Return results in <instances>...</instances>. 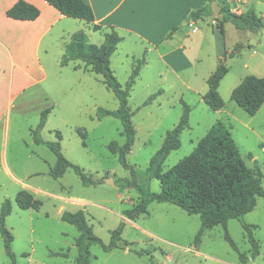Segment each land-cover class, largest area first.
<instances>
[{
  "label": "rangeland",
  "instance_id": "374dc122",
  "mask_svg": "<svg viewBox=\"0 0 264 264\" xmlns=\"http://www.w3.org/2000/svg\"><path fill=\"white\" fill-rule=\"evenodd\" d=\"M213 2L219 5L237 2L239 7H234L244 11L254 8L264 20V0ZM180 27L182 39H194L197 44L191 61L179 58L164 63L155 51L144 54L143 46L132 39L119 45L111 57L117 80L124 87L132 81L128 101L134 111L132 120L137 133L127 161L136 169L138 183H146L151 158L162 146L167 132L179 123L185 102L191 108L189 125L181 134V147L169 154L162 171L189 155L220 120L231 131L247 166L260 174L264 188V104L255 115H250L231 99L233 89L245 76H264V28L238 29L232 22H226L225 62L229 72L219 87L225 106L213 111L203 95L208 89L209 73L218 64L220 46L215 43L214 26L211 19H201ZM102 34H92L90 42L99 45ZM64 43L61 40L55 54L44 62L49 74L46 82L17 102L11 119L17 122L19 131L13 129L15 136L8 146L3 145L0 215L4 201L10 200L12 211L6 217V227L14 237L11 248L15 264H76L80 231L62 220L61 215L78 210L85 211L94 233L106 244L111 241L112 231L125 222L120 247L106 252L100 244L92 245L91 264H152L150 260L156 264H242L239 253L225 239L224 226L205 229L196 241L202 225L200 215H190L172 203L153 201L148 207L149 214L135 220L125 217L124 210L138 202L140 191L135 187L120 189L117 184L105 181L113 178L116 183L132 177L131 169L125 168L108 147L112 141L125 143L122 122L114 116L91 118L99 107L116 110L119 100L101 82L100 75L86 73L83 67L75 68L83 66L81 61L60 65L66 49ZM143 59L139 75L132 77ZM49 107L51 112L40 136L46 141L59 140L64 156L100 180L99 183L84 185L72 167L60 178L50 175L57 156L47 144L36 143L33 132L42 111ZM149 187L159 192L161 183L151 179ZM19 192L22 201H40V206L22 209L17 202ZM243 220L257 225L252 235L261 249V254L250 258L247 264H264V196L258 197L256 207ZM227 228L239 250L250 255L252 245L242 222L230 219ZM12 263L0 234V264Z\"/></svg>",
  "mask_w": 264,
  "mask_h": 264
},
{
  "label": "trees",
  "instance_id": "16d2710c",
  "mask_svg": "<svg viewBox=\"0 0 264 264\" xmlns=\"http://www.w3.org/2000/svg\"><path fill=\"white\" fill-rule=\"evenodd\" d=\"M47 1L67 17L80 19L87 23L94 22L93 10L83 0ZM207 1L206 6L191 11L189 18L198 20L201 17L212 15L211 3L214 0ZM39 14L40 11L36 6L24 0H19L7 11L9 17L18 20H34ZM216 20L214 33L223 53L216 69L207 78L208 89L203 95V100L213 111L221 110L225 106V101L219 92L220 83L229 72V67L225 62L227 50L224 23L230 21L238 29L256 30L264 28V20L254 8L237 13L226 6H222L221 17H216ZM93 28L95 30L101 29L96 24L93 25ZM122 39L117 31L112 30L105 33V40L101 45H96L88 41L84 32L74 33L66 45L60 65L66 66L71 61L76 60L84 62L85 66L90 67L92 72L101 76V82L108 90L114 92L119 100V107L116 110L99 107L96 113L91 115V118L101 120L106 116H114L122 122V133L126 138L125 143L119 144L117 141H112L108 147L111 152L118 155L120 163L125 168L131 169L132 177L131 179L121 178L116 181V184L120 189L135 187L140 191L138 202L132 208L124 210L125 217L135 220L141 215L149 214L148 207L153 201L172 203L190 215H200L202 225L196 235V241L205 229L217 225L224 226L225 239L239 253L240 262L247 264L250 258L254 259L261 254V249L259 241L252 235V229L256 228L257 225L246 223L243 218L247 213L254 210L258 197L264 196V188L260 174L253 172L247 166L231 131L225 123L220 120L215 122L197 142L189 155L168 170L162 171L163 164L169 154L181 147V134L189 125L191 108L184 102V113L179 123L167 132L162 146L151 158L147 169L146 183L142 185L138 183L137 171L127 161V154L135 142L137 133L132 120L134 111H132L128 101L132 81L124 87L117 80L111 67V57ZM143 64L144 59L134 69L132 77L135 78L139 75L140 66ZM231 99L248 114L255 115L264 104V76H245L233 89ZM50 112L51 108L42 111L40 122L33 131L35 142L47 144L57 156L56 164L51 168L50 175L54 178H60L69 167H72L84 185L90 186L99 183L100 180H95L81 166L74 164L64 156L59 140L46 141L40 136V131L46 126ZM57 135L60 136V132L57 131ZM151 179L160 181L161 190L159 192L150 190L149 181ZM21 194L22 192H19L17 195V202L22 209L40 206V201H22ZM11 211V201L6 199L0 215V234L3 237L7 253L13 260L12 264H15V254L11 248L14 237L6 227V217ZM61 219L75 225L80 231L76 240V245L79 248L76 264H91L92 245L100 244L106 252L120 247L119 242L122 240L125 226L123 221L112 231L111 241L106 244L94 233L84 210L65 211L62 213ZM230 219H238L242 222L252 245L250 255L241 252L229 234L227 225ZM127 243L129 244V242ZM53 254L66 256L64 253ZM150 261L152 264H156L153 260Z\"/></svg>",
  "mask_w": 264,
  "mask_h": 264
},
{
  "label": "crops",
  "instance_id": "0c3cea01",
  "mask_svg": "<svg viewBox=\"0 0 264 264\" xmlns=\"http://www.w3.org/2000/svg\"><path fill=\"white\" fill-rule=\"evenodd\" d=\"M18 1L0 0L1 164L4 159L3 145L8 146L15 136L13 129L18 130L17 122L11 119L13 110L28 91L46 82L49 74L44 62L55 54V48L61 40H65L66 47L74 33L84 32L90 42L92 34L101 32V45L105 40V33L114 29L123 38L119 45L132 39L143 46L144 54L155 51L164 63L179 58L191 61L190 56L197 44L194 39H182L183 30L180 26L188 23L192 25L201 19H211L215 26L217 21L214 14L198 20L189 18V13L206 6L207 0H83L93 10V23L65 16L47 0H24L39 9V16L34 20L14 19L7 15V11ZM225 5L233 12H245L234 7H239L237 2L220 6L222 8ZM94 24L101 29L95 30ZM196 31L193 28V33ZM215 43L219 44L217 37ZM218 50L219 62L223 49L220 46ZM125 52L130 54L128 49ZM81 63L83 66L76 65L75 68L83 67L86 73L94 74L90 67H86L82 61Z\"/></svg>",
  "mask_w": 264,
  "mask_h": 264
},
{
  "label": "water",
  "instance_id": "95a60500",
  "mask_svg": "<svg viewBox=\"0 0 264 264\" xmlns=\"http://www.w3.org/2000/svg\"><path fill=\"white\" fill-rule=\"evenodd\" d=\"M212 12L215 16L220 17L221 16V6L217 2H213L212 4ZM105 181L107 183H110L112 185H115V181L113 178H106Z\"/></svg>",
  "mask_w": 264,
  "mask_h": 264
}]
</instances>
